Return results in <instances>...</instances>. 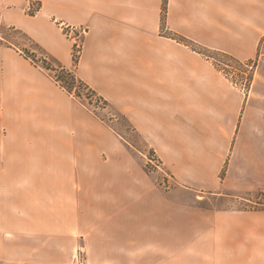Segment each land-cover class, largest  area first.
I'll use <instances>...</instances> for the list:
<instances>
[{"label":"crops","instance_id":"1","mask_svg":"<svg viewBox=\"0 0 264 264\" xmlns=\"http://www.w3.org/2000/svg\"><path fill=\"white\" fill-rule=\"evenodd\" d=\"M0 25L68 69L64 27L86 28L78 77L170 177L0 44V264H74L80 246L86 264H264V210L198 206L264 191V0H0ZM198 49L260 61L242 89Z\"/></svg>","mask_w":264,"mask_h":264},{"label":"rangeland","instance_id":"2","mask_svg":"<svg viewBox=\"0 0 264 264\" xmlns=\"http://www.w3.org/2000/svg\"><path fill=\"white\" fill-rule=\"evenodd\" d=\"M0 30L7 33L11 38L12 41L18 45L22 49H34V46L29 41L27 37L24 35H21L14 31H7V29L0 25ZM215 53V52H211ZM220 60L218 64V67L220 70L224 71V73L227 72V69L225 68L226 64H229V62H226L223 58H218ZM259 58L250 61L253 63V69L251 70L253 72L254 68L259 63ZM252 72L250 73V76L252 77ZM249 76V80H250ZM236 76L234 77V80H236ZM85 102H88L84 98ZM91 110L94 111L100 118H102L106 123H108L113 129L120 134L122 137L126 139V141L138 152L142 153L140 154L142 162L145 164L148 172L154 177V179L160 183L161 185L168 186V179L170 178L166 172H164V169L162 167L161 170L155 168L150 163V160L157 159L154 154L152 153L150 146L144 141L143 138H141L132 128L130 123L125 119V117L119 113L115 108H103L100 105H97L95 102L90 106ZM2 137V134L0 133V139ZM1 141V140H0ZM202 197H204L198 206L202 209L206 210H234V211H240V210H254L253 208V202L259 201V197H261L258 193L255 194H242V195H235V194H228L226 196H217V195H209V194H200ZM253 201V202H252Z\"/></svg>","mask_w":264,"mask_h":264},{"label":"trees","instance_id":"3","mask_svg":"<svg viewBox=\"0 0 264 264\" xmlns=\"http://www.w3.org/2000/svg\"><path fill=\"white\" fill-rule=\"evenodd\" d=\"M4 27L7 29L8 32L14 31L27 37L34 46V49L27 48V50L26 49L24 50L20 48L12 41V38L7 33L1 30H0V44L21 49L27 57L32 59V61L36 65L42 67L62 88H64L70 95L74 96L77 100H79L81 103L87 106L90 110H91L90 106L94 102L103 108H108V107L113 108L107 100L99 96V94L95 90H93L87 83H85L81 78L78 77L76 73V69L79 64L80 54L78 55L73 54L74 68L68 69L58 59L47 53L39 44L35 43L30 37H28L22 31L17 30L14 27H7V26ZM171 37L175 38L174 35H171ZM176 39L184 42V38L177 37ZM198 51L204 54L208 58H215L219 62L220 60H218V58H223L226 62H229L230 64L237 65L240 63L235 58L222 52L211 53L209 50L206 49H198ZM84 98L88 102H85ZM104 122L106 123V121ZM222 178H224V174L222 175ZM258 194L261 196L259 197L260 198L259 201H255V202L252 201L253 202L252 206L255 211L264 210V191L259 192Z\"/></svg>","mask_w":264,"mask_h":264},{"label":"built area","instance_id":"4","mask_svg":"<svg viewBox=\"0 0 264 264\" xmlns=\"http://www.w3.org/2000/svg\"><path fill=\"white\" fill-rule=\"evenodd\" d=\"M40 10V4L37 1H31L28 8V13L31 15H35ZM87 29L84 27H74V26H68L64 27V33L65 35L74 41V54L78 55L81 53L84 38L87 34ZM219 63V61H216ZM225 68L227 69V72L225 73L226 76L234 83L235 86L241 87L242 89H245L246 86L249 85V73L253 68V63L251 62H240L239 64H226ZM225 71V70H224ZM237 77L236 80H234V77ZM150 163L155 168L161 170L162 169V163L158 160H150ZM74 264H86V250L84 246L78 247Z\"/></svg>","mask_w":264,"mask_h":264}]
</instances>
